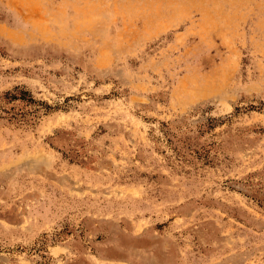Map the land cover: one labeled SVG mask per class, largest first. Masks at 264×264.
Listing matches in <instances>:
<instances>
[{
    "label": "rangeland",
    "instance_id": "374dc122",
    "mask_svg": "<svg viewBox=\"0 0 264 264\" xmlns=\"http://www.w3.org/2000/svg\"><path fill=\"white\" fill-rule=\"evenodd\" d=\"M0 264H264V0H0Z\"/></svg>",
    "mask_w": 264,
    "mask_h": 264
}]
</instances>
